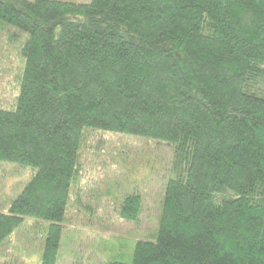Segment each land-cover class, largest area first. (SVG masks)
Instances as JSON below:
<instances>
[{"label":"trees","instance_id":"trees-1","mask_svg":"<svg viewBox=\"0 0 264 264\" xmlns=\"http://www.w3.org/2000/svg\"><path fill=\"white\" fill-rule=\"evenodd\" d=\"M0 19L28 34L0 162L37 171L0 212V251L33 218L49 224L41 264H57L73 197L103 224L110 174L96 195L80 182L105 132L165 142L176 176L152 240L114 264H264V0H0ZM141 207L127 195L119 216Z\"/></svg>","mask_w":264,"mask_h":264},{"label":"rangeland","instance_id":"rangeland-1","mask_svg":"<svg viewBox=\"0 0 264 264\" xmlns=\"http://www.w3.org/2000/svg\"><path fill=\"white\" fill-rule=\"evenodd\" d=\"M27 37V33L0 19V108L12 109L19 94L17 80L23 69L20 48ZM85 145L84 176L80 184L86 195H96L103 177L110 174L108 190L100 191L107 196L96 200L102 207L92 203L96 217L103 224L92 220L90 211L83 206L85 198L80 212L73 197L57 264L130 263L136 243L152 240L158 229L166 185L176 177L174 150L163 141L105 132L92 134ZM36 172L33 167L0 162L1 213L9 212L12 201ZM133 193L141 194V213L138 221L128 222L120 218L119 207ZM48 225L27 218L4 242L5 246H1L0 264H41Z\"/></svg>","mask_w":264,"mask_h":264}]
</instances>
